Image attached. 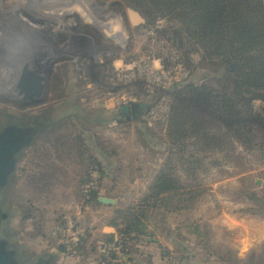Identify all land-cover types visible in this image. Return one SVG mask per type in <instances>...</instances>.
Returning <instances> with one entry per match:
<instances>
[{"label":"rangeland","instance_id":"374dc122","mask_svg":"<svg viewBox=\"0 0 264 264\" xmlns=\"http://www.w3.org/2000/svg\"><path fill=\"white\" fill-rule=\"evenodd\" d=\"M134 1L48 0L49 5L46 6L44 3L47 0H0V88L8 79L4 72L12 66L6 58L8 51L14 49L19 53L28 47L16 40L23 34L32 43V28L37 21L49 25V35L45 33L39 45L46 48L45 40L48 38L51 43L49 59L53 61L43 104L22 108L0 96V116L6 114L29 120L68 105L71 114L93 119L90 122L95 125L90 135L94 147L102 143L106 152L118 153L119 158L114 163L136 169L133 174L125 173L117 183L116 191L111 194L117 197L114 209L86 205V199L80 194L76 163H70L66 169L68 177L64 179L73 180L69 186L51 187V179L47 178L45 187H42L37 181L43 175L52 173L49 168H52L54 154L48 141L54 135L48 136L40 161L36 158V151L35 156L28 155L18 184L6 198L13 213L9 230L32 258L48 253L56 258V264H99L97 259L100 257L95 246L101 238L115 233L107 229L115 210L129 204L131 196L143 189L144 178L156 176V169L163 168L168 158L172 157L169 142L164 134L156 132V124L164 114L168 115L175 101L174 85L183 84V70L175 73L180 68H173V65L169 71L163 72L156 56L164 53L168 57L169 50L163 49L158 37L167 31L169 23L166 19H156L154 25H149L150 21L144 13L147 9L137 6ZM37 4L39 7L36 8ZM129 11L140 15L145 23L132 27ZM141 60H148L153 71H162L166 75L167 81L162 87L143 85L141 90H137L136 85L129 84L127 80H118ZM104 63L115 70L116 80L110 81L107 86L105 74L99 68ZM130 102L145 107L143 117L135 123L132 120L128 126L118 125L122 121L119 116L121 109ZM1 122L0 118V125ZM146 130L153 132L149 133L147 140H143L141 132ZM62 155L68 156L64 152ZM128 178L139 184L122 185ZM93 179H98L97 173H93L91 182ZM39 201L46 202L39 203L44 206L40 208L43 213H38L39 210L28 212L31 206H26L27 203L36 205ZM185 223L186 216L183 215L176 221L169 220L168 227H161L156 239L140 245L142 256L134 255L133 264H187ZM83 239L87 241L89 255L72 254V245L79 244ZM117 258V264H132L126 257L127 261L122 262V254Z\"/></svg>","mask_w":264,"mask_h":264},{"label":"trees","instance_id":"16d2710c","mask_svg":"<svg viewBox=\"0 0 264 264\" xmlns=\"http://www.w3.org/2000/svg\"><path fill=\"white\" fill-rule=\"evenodd\" d=\"M134 2H136L137 6L147 9L144 13H146L145 16L150 21L149 25H154L153 23L156 19H166L169 23L167 31L160 33L158 37L163 49L169 50V56H165L164 53H158L156 57L164 71H169L174 65L173 68H180V71H175V73H181L183 70L182 0H135ZM150 28L153 29V27ZM99 68L105 74L104 81L106 86L109 85L110 81L112 82L115 79L114 68H109L105 63L100 65ZM142 86L143 84L141 83L137 84V90H141ZM174 94L175 101L168 115L167 113L164 114L160 118V122L156 124V132L159 131L160 134H164L165 139L169 142L170 154L174 157H169L168 161L164 163L161 173L157 176L154 184L137 204L115 213L112 222L109 224V228L115 233L101 238L95 246L98 249L97 251H99H96V254L98 253L100 257V259H97L99 264L118 263L117 256L107 251L110 245L116 243L117 236L121 238L122 254L128 258L129 263L132 262L133 264L132 257L134 255L142 256L140 245L147 243L148 240L156 239L160 228L168 227L169 220L176 221L177 217L186 216L183 84L176 83L174 85ZM119 116L122 121L118 125L126 126L128 124L127 119L122 117V111ZM94 125V122L73 121L63 127L62 131H79L78 134L70 140L68 138L65 140L58 139L59 141H56L55 144L59 147L60 153L62 151L71 160H77L79 166L83 169L80 179V194L81 197L86 199L85 204L99 207L98 201L103 194L104 182L108 175L92 155L91 148L87 145L85 139V136L92 132ZM152 132V130L142 131L141 137L143 140H147L149 133ZM103 151L104 153L106 152L104 148ZM107 156L110 157V154ZM93 173L98 174L96 188L87 194V186L91 183ZM86 242L83 239L79 244H73L70 249L71 253L74 255H89L86 251Z\"/></svg>","mask_w":264,"mask_h":264},{"label":"water","instance_id":"95a60500","mask_svg":"<svg viewBox=\"0 0 264 264\" xmlns=\"http://www.w3.org/2000/svg\"><path fill=\"white\" fill-rule=\"evenodd\" d=\"M132 27L145 23L140 15L129 11ZM10 83L3 99L22 108H34L43 104V98L51 78L46 52L28 46L14 58ZM66 105L50 113L47 117L30 120L15 118L11 115L0 116V264H55L53 259L42 254L32 258L25 248L20 247L9 230L13 216L6 198L17 185L22 165L28 154L40 145L50 133L58 131L66 122L77 115L69 112ZM145 107L131 104L122 111L132 115L137 122L143 117ZM104 207L116 205L115 201L101 198L98 201Z\"/></svg>","mask_w":264,"mask_h":264},{"label":"crops","instance_id":"0c3cea01","mask_svg":"<svg viewBox=\"0 0 264 264\" xmlns=\"http://www.w3.org/2000/svg\"><path fill=\"white\" fill-rule=\"evenodd\" d=\"M47 5H49V4L47 3ZM37 7H39V4L36 5V8ZM76 120H78V119H76ZM76 120L73 119V120L68 121V123L66 122L63 126H61L59 128L58 131H55V132L50 133L49 135H47L45 137L44 141L29 153V154H34V156H35V151H36V153H37L36 158H39L38 160L40 161V156L44 153V149H43L44 147L43 146H44V144H46L47 137L52 135V134L54 135V137L52 139H50V141H48V144H49V146L52 149L53 154H54L53 161H52V168L48 167L49 170L52 171V173H48L46 175H43L41 178L37 179V181L40 182L42 187H45V183L44 182H45V180L47 178L51 179V182L49 183V186L54 187V188L55 187H60V186H65L66 184H67V186H69V184L71 185L73 180L68 179L69 181H66L64 179V178L68 177V172L66 171V169H68L70 163H76L77 164V168L76 169H79V182H80L81 176L83 174V169L79 166L78 161L77 160H71L69 156L63 157L62 151H61V153H62L61 154L60 150H59V147H57L56 144H55L56 141H59L58 139L65 140L66 138H68V140H70V139L74 138L78 134L79 131L78 132L66 131V130L62 131L63 127H65L69 123H71L73 121H76ZM130 122H132V120H129V121L127 120V123H128L127 126L130 125ZM74 133H77V134L73 135ZM85 139H86L87 145L91 148L92 155L100 163L101 167L103 168L105 173L108 175V178L104 182V186L105 187H104V190H103V194L101 195V198L115 201L117 199V197H115V195H111V194H113L116 191L117 183L120 182L121 177L125 173L133 174L134 171H136V169L134 167H131V166L130 167H123L122 164L114 163L115 162L114 160L119 158L118 153L116 151H107V154H106V152L104 153L103 147L104 148H106V147L104 145L102 146V143H99L98 145H96V147H94L92 145V135L87 134ZM108 154H110V157L107 156ZM23 165H24V163H23ZM23 165H22V169H23ZM161 169H162V167L156 169L157 172H158L156 174V176H152V177H149V178H144V182L142 184L143 185V189L142 190L139 189L137 193H134L131 196V198L129 199L130 203L129 204H125L121 208L122 209L123 208H127L128 206L133 205V203H137L138 201H140L148 193L150 187L154 184V182H155L157 176L159 175ZM19 177H20V175H19ZM19 179L20 178H18V181H19ZM17 184H18V182H17ZM121 184L122 185H127V186H132V185H137L139 183L138 182L134 183L133 180L128 178L126 181L122 182ZM77 186H78V183H77ZM39 203H46V202L39 201L36 205L31 204V203H27L26 206H31L29 209H27L28 212H30V213H32L33 211L38 212V210H39L38 213H43L40 210V208H44V206H42ZM50 203H51V201H50ZM116 206L117 205L112 206V207H104V206H102L99 203V207L100 208H105V209H108V208L109 209H111V208L114 209ZM50 207L52 208L53 206H50ZM46 208H48V207H46ZM122 209H116L115 213L118 210H122ZM107 229L109 231L110 228L108 227ZM109 232H111V231H109Z\"/></svg>","mask_w":264,"mask_h":264},{"label":"built area","instance_id":"2783aa9c","mask_svg":"<svg viewBox=\"0 0 264 264\" xmlns=\"http://www.w3.org/2000/svg\"><path fill=\"white\" fill-rule=\"evenodd\" d=\"M48 0L46 3L47 5ZM164 73L166 71H163ZM162 71H153L151 64L148 60L144 61H137V64L133 65V68L127 75H121L118 80H127L129 84L131 85H137L139 83L143 84L144 86L148 87H156L160 88L163 86V84L167 81L166 75ZM126 82V81H125ZM97 182V179H93L91 182V187L88 188L87 194L89 191H94L95 184ZM123 246L121 242V238L116 239V243L114 245H110L107 248V251L110 253H114L116 256L119 254H122ZM120 260L127 261V259L123 256L120 258ZM119 262V259H118Z\"/></svg>","mask_w":264,"mask_h":264},{"label":"flooded vegetation","instance_id":"af4514ba","mask_svg":"<svg viewBox=\"0 0 264 264\" xmlns=\"http://www.w3.org/2000/svg\"><path fill=\"white\" fill-rule=\"evenodd\" d=\"M49 25H48V23L46 22V23H43V22H39V21H37L36 22V24H35V27H33L32 28V38H33V40H32V43H36L37 45H32L33 47H39V48H41V49H43L45 52H46V56H47V60H48V63H49V71H50V73H51V66H52V62L53 61H50V52H49V48L51 47V43L48 41V38H46V40H45V43H46V48H42V47H40V45H39V43H40V41H41V37L46 33L47 35H49L48 34V32H49V27H48ZM20 52V51H19ZM18 53V52H17ZM50 80H51V78H50ZM116 80V79H115ZM49 84H50V81H49ZM49 84H48V87L47 88H49ZM128 102V101H127ZM132 103L130 102V103H128V104H126V107L127 106H130ZM124 108V107H123ZM122 108V109H123ZM122 109H121V111H122ZM24 110V109H23ZM144 112H145V110H144ZM50 113H47V114H44V115H41V116H39V117H35V118H40V117H47L48 115H49ZM122 117L123 118H125V119H127L128 121L129 120H132V115L129 113V114H126V113H124L123 111H122ZM35 118H31V119H35ZM86 118V119H85ZM83 117V115H78V116H76L74 119L76 120V119H78V120H80V121H88V122H90V121H93V119H90L91 117ZM30 120V119H29ZM138 121V120H137ZM68 123V122H67ZM18 242H19V239H18ZM29 254V253H28ZM30 256H31V254H29ZM47 255H49L52 259H53V261H54V263L56 264V258L54 257V256H52V255H50V254H48L47 253Z\"/></svg>","mask_w":264,"mask_h":264},{"label":"bare ground","instance_id":"6f19581e","mask_svg":"<svg viewBox=\"0 0 264 264\" xmlns=\"http://www.w3.org/2000/svg\"><path fill=\"white\" fill-rule=\"evenodd\" d=\"M27 37H28V36H26V34H23V35L19 36L18 39H16V40H17L18 43H21L20 45H22V44H23V45L25 44L26 46L37 45L36 43H30V41L27 40ZM8 53H9V55H7L8 57H6V58L8 59L9 62L13 63V60H14V58H15L16 55H17L16 50H14V49H10V50L8 51ZM4 73H5V76H6L8 79H7L6 84H4V85L0 88V94H1L2 96H4V92L6 91L8 85H9V83H10L11 76H12V69H8V70H6Z\"/></svg>","mask_w":264,"mask_h":264}]
</instances>
